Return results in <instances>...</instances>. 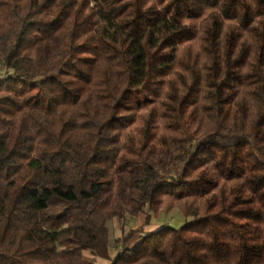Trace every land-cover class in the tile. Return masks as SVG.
Returning <instances> with one entry per match:
<instances>
[{"label":"trees","instance_id":"16d2710c","mask_svg":"<svg viewBox=\"0 0 264 264\" xmlns=\"http://www.w3.org/2000/svg\"><path fill=\"white\" fill-rule=\"evenodd\" d=\"M0 70V264H264V0H0Z\"/></svg>","mask_w":264,"mask_h":264},{"label":"rangeland","instance_id":"374dc122","mask_svg":"<svg viewBox=\"0 0 264 264\" xmlns=\"http://www.w3.org/2000/svg\"><path fill=\"white\" fill-rule=\"evenodd\" d=\"M2 76V71L0 70V77ZM119 220L117 218L112 219L113 223L112 229L110 226V238L112 242L119 236L120 234V228L117 226L116 221ZM191 218L184 217L181 212L172 204H166L162 210H160L157 214H150V218L148 219L146 214H141L138 217L135 218H128L125 221V227L123 225L122 231L124 232L121 236L124 238V236L129 233V231H138L142 229L140 233L135 234L132 239L128 242L127 247H133L134 244H132L135 241H139L141 236H143L145 233L153 231L154 229H157L159 227L168 226L172 228H179L182 225L186 224L188 221H190ZM121 222V221H120ZM123 224V222H121Z\"/></svg>","mask_w":264,"mask_h":264},{"label":"crops","instance_id":"0c3cea01","mask_svg":"<svg viewBox=\"0 0 264 264\" xmlns=\"http://www.w3.org/2000/svg\"><path fill=\"white\" fill-rule=\"evenodd\" d=\"M112 220L108 221L107 223V227H108V231H109V251H110V255H109V260H101L98 258H95L94 256H92L89 252H83L82 253V259L88 263H94V264H111V261L114 259V257L117 255V253L120 251L121 249V236L124 233L122 231L123 229V225L121 224L120 220H117V226H119L120 228V234L119 236L112 242L111 238H110V231L112 229V224L111 223ZM111 226V229H110ZM125 227V225H124ZM134 231V230H133ZM138 241L133 242L132 244H136Z\"/></svg>","mask_w":264,"mask_h":264}]
</instances>
